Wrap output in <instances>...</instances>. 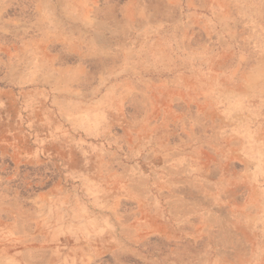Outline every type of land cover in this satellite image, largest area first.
Here are the masks:
<instances>
[{"label": "rangeland", "instance_id": "obj_1", "mask_svg": "<svg viewBox=\"0 0 264 264\" xmlns=\"http://www.w3.org/2000/svg\"><path fill=\"white\" fill-rule=\"evenodd\" d=\"M0 264H264V0H0Z\"/></svg>", "mask_w": 264, "mask_h": 264}]
</instances>
